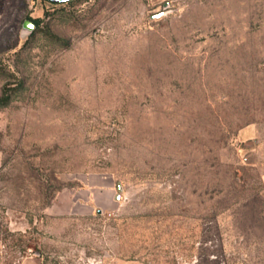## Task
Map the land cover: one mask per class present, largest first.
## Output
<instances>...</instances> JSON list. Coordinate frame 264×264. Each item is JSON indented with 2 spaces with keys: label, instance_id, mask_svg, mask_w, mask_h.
Returning a JSON list of instances; mask_svg holds the SVG:
<instances>
[{
  "label": "rangeland",
  "instance_id": "374dc122",
  "mask_svg": "<svg viewBox=\"0 0 264 264\" xmlns=\"http://www.w3.org/2000/svg\"><path fill=\"white\" fill-rule=\"evenodd\" d=\"M4 93L0 261L264 264V0H0Z\"/></svg>",
  "mask_w": 264,
  "mask_h": 264
},
{
  "label": "crops",
  "instance_id": "0c3cea01",
  "mask_svg": "<svg viewBox=\"0 0 264 264\" xmlns=\"http://www.w3.org/2000/svg\"><path fill=\"white\" fill-rule=\"evenodd\" d=\"M0 264H7V263L0 261ZM17 264H41V263L37 261L35 258L28 257L20 260Z\"/></svg>",
  "mask_w": 264,
  "mask_h": 264
},
{
  "label": "trees",
  "instance_id": "16d2710c",
  "mask_svg": "<svg viewBox=\"0 0 264 264\" xmlns=\"http://www.w3.org/2000/svg\"><path fill=\"white\" fill-rule=\"evenodd\" d=\"M33 21L37 23L39 20L34 19ZM7 101H8V98L5 93L2 96H0V105H4L5 103H7Z\"/></svg>",
  "mask_w": 264,
  "mask_h": 264
},
{
  "label": "water",
  "instance_id": "95a60500",
  "mask_svg": "<svg viewBox=\"0 0 264 264\" xmlns=\"http://www.w3.org/2000/svg\"><path fill=\"white\" fill-rule=\"evenodd\" d=\"M50 1H53V2H66V1H68V0H50ZM119 188H120V186H119Z\"/></svg>",
  "mask_w": 264,
  "mask_h": 264
}]
</instances>
